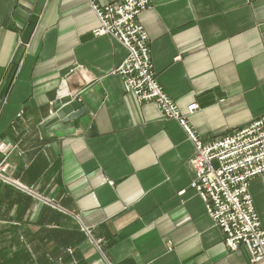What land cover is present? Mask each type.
<instances>
[{
  "label": "crops",
  "instance_id": "obj_1",
  "mask_svg": "<svg viewBox=\"0 0 264 264\" xmlns=\"http://www.w3.org/2000/svg\"><path fill=\"white\" fill-rule=\"evenodd\" d=\"M90 1L115 0H0V259L40 264L34 242L48 264H264L224 245L189 188L192 142L124 92L127 51L94 35ZM149 3L138 21L157 82L181 114L197 104L202 143L264 116V0ZM64 96L86 111L65 117ZM249 193L264 230V175Z\"/></svg>",
  "mask_w": 264,
  "mask_h": 264
},
{
  "label": "built area",
  "instance_id": "obj_2",
  "mask_svg": "<svg viewBox=\"0 0 264 264\" xmlns=\"http://www.w3.org/2000/svg\"><path fill=\"white\" fill-rule=\"evenodd\" d=\"M98 21L95 36H110L127 51L126 58L114 70L121 77L125 93L138 103L154 104L161 115L175 120L194 147L190 165L194 179L189 188L197 193L205 211L223 234L230 251L244 248L250 263L264 262V230L249 193L250 181L264 175V116L213 142L204 144L187 124V116L198 106L191 103L181 114L167 96L153 71L147 34L138 16L150 8L149 0H115L99 6L90 1ZM11 147L0 144V178L8 165Z\"/></svg>",
  "mask_w": 264,
  "mask_h": 264
},
{
  "label": "water",
  "instance_id": "obj_3",
  "mask_svg": "<svg viewBox=\"0 0 264 264\" xmlns=\"http://www.w3.org/2000/svg\"><path fill=\"white\" fill-rule=\"evenodd\" d=\"M57 108H61L62 113L68 119L80 116L86 110H82V105L77 99H72L70 96H64L59 99Z\"/></svg>",
  "mask_w": 264,
  "mask_h": 264
},
{
  "label": "rangeland",
  "instance_id": "obj_4",
  "mask_svg": "<svg viewBox=\"0 0 264 264\" xmlns=\"http://www.w3.org/2000/svg\"><path fill=\"white\" fill-rule=\"evenodd\" d=\"M49 203V202H48ZM33 246V250L35 249V252H34V256H37V253L42 256V260L40 261V264H42L45 260L48 262V259L49 257L51 256V253L48 254V258L46 257V253L44 252V249L38 245V243H34L32 244ZM51 249V248H50ZM50 249L48 251H50ZM7 255V254H6ZM6 257V256H5ZM47 262L43 263V264H48ZM11 263V259L10 258H3V259H0V264H10ZM49 264H52L51 263V260H50V263ZM54 264V263H53Z\"/></svg>",
  "mask_w": 264,
  "mask_h": 264
},
{
  "label": "trees",
  "instance_id": "obj_5",
  "mask_svg": "<svg viewBox=\"0 0 264 264\" xmlns=\"http://www.w3.org/2000/svg\"><path fill=\"white\" fill-rule=\"evenodd\" d=\"M23 262H25V259H24V261Z\"/></svg>",
  "mask_w": 264,
  "mask_h": 264
}]
</instances>
